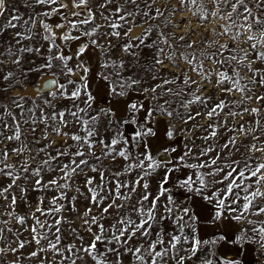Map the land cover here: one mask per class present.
<instances>
[{
  "label": "snow or ice",
  "instance_id": "1",
  "mask_svg": "<svg viewBox=\"0 0 264 264\" xmlns=\"http://www.w3.org/2000/svg\"><path fill=\"white\" fill-rule=\"evenodd\" d=\"M160 4L159 7L157 5ZM170 0H102L95 8L92 7V0H35V5L42 6L45 11L38 13L37 17H51L60 15L63 23L56 24L55 27L64 31L61 39L64 41L81 39L80 35H71V31L81 33L83 36L94 37L90 43H80L73 56H68L58 50L54 52L55 43L49 44L45 62L29 68L28 72H43L47 69L50 72L55 68L64 76L61 82L56 73H52L51 79L42 81L38 87L39 92H34L31 96H25L19 92L13 93L11 98V107L0 104V143L7 140L21 141L22 132L20 124L32 125L33 134L37 131V124H44V134L37 139L33 135L32 142L39 144L41 140H46L48 129L54 135H62L74 142L66 144V147L56 149V155L52 156L48 149L51 144L37 149L36 156L45 153L47 158L42 160L40 165L32 170V174L39 176L43 168L50 171H58L59 176L48 181L47 185L42 183L41 179L36 180V185L43 188L66 189L70 186L69 181L78 174L85 172L90 168L92 172L98 173L101 183L92 187L95 177L85 175V184L91 193V202L99 207L104 214L111 218L115 216L114 222L105 228L100 221L105 218L101 215L89 216L91 208L84 213V225L92 234L91 242L87 245L83 243V237H79L81 244L77 247L75 244L60 247L61 236L59 225L60 219L55 220V224H49L46 221L41 222L33 214L35 225L31 231L32 239L39 246L41 240H47V247H40L39 251H33L29 258L39 257L40 252H51L53 260L50 264H77V260L83 259L80 253L91 258L94 264H124V257H129V264H185L187 258L179 255L180 251H186L195 255L201 244V241L192 237L191 241L182 235L185 227H190L184 223V216H175L174 223L177 228L169 233L168 239L163 238V230L154 231V226L161 221L168 219L166 215L157 216L159 212V201L170 192L164 185L168 181L165 175L164 180L159 184L155 196L148 190L149 185L143 183V192L138 193L143 177L136 181L125 183L118 179L115 180L114 188L109 187L107 195H101L97 189H103L106 186L105 173L101 171L100 164L104 157L115 159L116 155L128 160L130 157L125 151H117L116 145L121 143L120 133L117 131L115 137L110 142L99 138V130L96 128L97 116H92L89 109L94 100L93 95L88 91L89 84L85 73L91 70L81 61L88 49L95 45L106 49L99 44L100 39L108 38L107 49L114 45L111 39L123 40L120 45L123 52L136 56L137 65H139L138 51L151 49L153 56L144 68L146 77L133 78L131 76L122 78L119 83L120 91H117V85L114 81L110 82L109 91L113 97L125 96L127 90L137 86H142V91L149 95L155 104L148 110L144 108L143 103H131L128 105L129 113L144 109L147 115L145 120L155 114L167 116L171 119H178L184 125L191 124V128H182V133L191 139V146L185 144V151L179 157L180 161L186 158L195 159L196 164H186L185 166L195 170L193 175L180 181L179 186L185 188L189 193L195 192L203 195L205 201L213 202L216 206V219L222 215V211L227 209L235 214L237 221H245L252 227V235L248 232H242L236 236L233 243L252 242L264 249V117L261 112L264 111V95H258L254 89L264 88V68H254L257 63L264 64V0H178V4L169 7ZM181 9L192 12L193 17L199 20L202 27L210 21L220 20L211 29L212 39L205 40L201 37L199 42H188L189 36L195 34V30L189 27L187 35L177 36L175 32L168 31L169 28H179L180 23L184 21H174L175 14ZM6 11L5 0H0V16ZM97 14L101 22L97 23ZM22 17L13 15L0 29V35L9 28L15 29L20 26ZM25 25L35 24L36 20L29 17L24 20ZM45 32H52V27L40 21ZM107 29V31H101ZM30 31V30H29ZM155 35V39L153 36ZM216 37H224L233 43H221ZM50 37L45 36L48 40ZM31 39V36L22 32H14L12 40L15 45L9 42L6 54L11 59L13 65H21L25 53L37 52L41 49L31 48L23 45V41ZM235 45V46H233ZM246 45L247 47H244ZM5 53H0V56ZM75 60L74 67L80 70L79 84L72 79L74 67L69 65L70 61ZM165 61L170 68L179 69L176 73L165 70ZM4 61L0 59V64ZM115 63V62H113ZM181 64L185 67H181ZM210 65V66H209ZM119 67H126L123 61ZM244 70L249 74V78L241 76L240 71ZM119 75V73H117ZM14 73L8 71L4 76L5 82L12 79ZM108 79V77H102ZM211 86V87H209ZM43 90L48 91V96H43ZM215 92V96L212 94ZM251 93V95H249ZM239 94V99H235ZM31 99L33 107L26 109L27 101ZM40 99L44 107H41L36 100ZM58 99H67L73 102L71 109L58 110L53 106V102ZM255 101L259 107H249L251 101ZM14 109L19 110L20 119H17ZM48 109L50 111H45ZM29 113V119H24L25 111ZM39 112V116L36 113ZM104 115L115 116V112L109 110ZM67 116L72 117L69 121ZM245 116L251 117V120H244ZM9 118L11 123H9ZM237 118L240 123H237ZM206 121L201 124L199 120ZM135 122V121H132ZM231 122V123H230ZM72 123L79 127L80 131L69 134L64 132L63 128ZM111 125V120L108 121ZM129 123L128 120L124 121ZM5 131L10 134L5 135ZM150 132V130H149ZM196 132L204 133L193 139ZM223 133V135H222ZM148 133L136 132L135 136ZM169 139L175 135V128L167 131ZM95 138V139H94ZM201 143L197 144L196 140ZM222 141V142H221ZM126 142V141H125ZM101 145V154H97L95 148ZM75 147V151H72ZM31 152L27 143L21 141L17 148H13L17 156L23 153ZM175 152L176 149H170ZM8 151H0V175H4L13 180V184L19 176L14 175L15 165L6 164ZM61 157H68V162L60 160ZM88 157H91L96 164L90 163ZM33 158L20 162V168L25 172L29 170ZM60 160L53 167V163ZM145 161L148 169L154 170L157 165L152 157L145 154L143 159L136 164H129L125 171L133 167L144 168ZM203 169L205 171H200ZM173 169H169L171 171ZM148 173L146 172L145 175ZM120 173H113L114 177H119ZM64 180L65 183H59ZM107 183H112L108 181ZM9 184L0 190V198H6V193L13 187ZM126 190V191H125ZM79 191V189H77ZM138 193V195H137ZM136 197L133 203V198ZM61 192L59 197H53L50 204L52 208L45 211L37 207L36 211L42 216L53 215L62 210V206L57 203L58 199H63ZM107 201V203H105ZM43 201H41L42 203ZM12 205L16 204L15 196L12 197ZM175 201L172 195L167 196L164 206L166 213H173V208L168 205H174ZM115 210L114 213L110 210ZM184 215H188V209H183ZM17 223L23 225L24 217L13 216ZM251 217H256L252 219ZM189 219L193 217L189 216ZM7 224V221H0ZM40 229H47V232H38ZM91 225H96L98 231L93 232ZM55 227V233L51 229ZM4 229L0 228V239H4L2 233ZM11 231V229H8ZM177 232L181 234H176ZM55 235L53 241L50 237ZM155 237V238H153ZM219 239H225L224 236ZM103 244L104 249L100 251L97 244ZM191 244L190 248L178 247L182 244ZM203 243H215L213 241H204ZM23 242L18 243V247L10 248L13 253L23 248ZM4 249L0 248V253ZM67 253V254H66ZM59 256L57 261L55 257ZM109 256L112 257L109 260ZM204 264H213L212 260L206 259ZM222 264H239L238 261H225Z\"/></svg>",
  "mask_w": 264,
  "mask_h": 264
},
{
  "label": "rangeland",
  "instance_id": "2",
  "mask_svg": "<svg viewBox=\"0 0 264 264\" xmlns=\"http://www.w3.org/2000/svg\"><path fill=\"white\" fill-rule=\"evenodd\" d=\"M67 2V0H66ZM102 0H92V7L95 8ZM164 0H161V4ZM207 3V0H205ZM6 11L0 16V29L3 25L10 19L13 15H20L22 20L19 22L20 26L7 31H4L0 35V53H5V55L0 56V59L4 61L0 64V104H5L11 107V98L13 93L19 92L25 96H31L28 93L27 88L29 86H36L40 83V80L44 77L52 76L55 72L57 77L61 82L64 81V76H62L58 69H53L51 72L47 69L43 72H28L27 76L24 73L29 68H35L36 66L43 64L45 62L44 57L47 55V49L49 44L55 43L56 50L68 55L73 56L76 49L80 46V43H90L91 39L87 36H83L81 33H77L74 30L70 32L71 35H80L81 39L79 41L71 40L64 41L61 39L64 31L68 29L61 30L56 28L55 25L63 23L60 15H53L51 17H37L38 13L45 11V8L35 5V0H5ZM178 4V0H170L169 7L171 5ZM160 4L157 5L159 7ZM32 17L36 20L35 24L25 25L24 20ZM43 20L45 23L52 27V32H45L41 26L40 21ZM179 28H169L168 31L175 32L177 36L187 35L189 27L195 30V34L189 36L188 42H199L201 37L205 40L212 39L211 29H213L217 24L222 23L220 20L210 21L205 23L202 27L198 19L193 17L192 12L181 11L175 14L173 22L181 21ZM97 23L101 22V18L97 14ZM30 30V31H29ZM101 31H107V29H102ZM14 32H22L26 35L31 36V39L24 40L22 43L24 46L31 48H39L41 51L39 53H25L23 55V62L21 65H13L11 59L6 54V49L9 42L15 45V41L12 40ZM50 37L45 40L44 37ZM155 39V35L153 36ZM221 43L232 44L233 42L224 37H216ZM113 48L107 49L109 43L108 38L100 39L99 44L104 46L97 47L95 45L88 49L85 56L81 57V61L85 63L91 70L89 73H85L87 77V83L89 84L88 91L93 95L94 100L92 102V107L89 109V113L92 116H97L96 128L99 130V138L109 141L116 136L117 131L120 133L121 143L116 145L117 151L123 150L129 155V159L125 160L123 157L116 155L115 159L111 157H104L102 163L100 164L101 171L105 173L106 186L101 190L97 189L101 195H107L108 188L115 186V180L118 179L125 183H130L136 181L139 177H143L141 181V186L138 189L139 192H143V183L149 185V191L155 196L158 191L159 184L164 180L165 175L168 176V181L164 185L166 189L170 192L165 193L159 201V212L157 216L166 215L169 218L161 221L159 224L154 226V231L163 230V238L168 239L169 233L176 230L177 224L174 223L175 216H184V223L190 227H185L182 235L187 237L191 241L192 237L195 236L196 239L201 241L198 251L195 255L186 251H180L179 255L190 257L187 258L185 264H204L206 259L212 260L213 264H222L225 261H238L239 264H264V249L260 247L258 243L253 240L252 242H241L233 243L236 236L240 235L242 232L247 231L248 235H252L250 229L251 225L245 221H237L235 219V214L230 213L227 209L221 210L222 215L219 219H216V206L213 202L205 201L203 195L197 194L195 192L189 193L185 188L179 186L180 181L186 179L188 176L193 175L195 170L186 167V164H196L198 161L191 158H186L185 161H180L179 157L183 154L185 149V144L191 146V139L187 137L186 134L182 133V128H191V124L184 125L178 119H171L167 116L160 114H155L151 118L145 120L144 117L147 113L144 109L139 111L129 113L128 105L131 103H143L144 108L151 110L155 101L151 99L149 95H146L142 91V86H137L133 89L127 90L125 96L113 97L110 93L109 85L110 82L114 81L117 85V91H120L119 83L122 82V78L133 77V78H144L146 77V72L144 70L146 64L151 61L153 56V51L151 49H143L138 51L139 55V65H137V57L129 55L123 52L120 45L123 40H117L115 37L111 39ZM235 46V45H233ZM244 47H247L244 45ZM123 61L126 65L123 69L119 67L120 62ZM115 62V63H113ZM168 62L165 61V70L171 73H176L179 69L170 68L167 66ZM70 66L75 65V60L69 62ZM210 66V65H209ZM181 67L185 65L181 64ZM254 68H264V64L257 63L253 65ZM12 71L14 76L9 81L5 82L3 76L8 72ZM74 73L72 79L77 81L79 84V73L80 70L74 67ZM119 73V75H117ZM241 76L246 79L249 78V74L241 70ZM102 77H108V79H102ZM211 87V86H209ZM254 91L258 95H264V88L257 87ZM215 96V92L212 93ZM251 95V93H249ZM43 96H48V91L43 92ZM239 94H236L235 99H239ZM41 107H44L40 99L36 100ZM261 103H264L262 101ZM73 102L67 99H58L53 102V106L58 110L71 109ZM33 107L32 100L29 99L26 103V109ZM249 107H259V105L253 100L250 102ZM115 112V116L104 115V113ZM2 111V109H0ZM17 119H20L19 110L14 109ZM45 111H50L45 109ZM39 116V112L36 113ZM261 117H264V111L261 112ZM24 119H29V113L27 110L24 114ZM66 119L72 120V117L67 116ZM244 120H251L253 118L245 116ZM111 120V125L108 121ZM128 120L129 123L125 124L124 121ZM135 121V122H132ZM204 120H199L198 123H205ZM237 123H240V119L237 118ZM9 123L11 119L9 118ZM231 123V122H230ZM32 125L29 123L25 125L20 124V129L22 132L21 141L27 143L31 148V152L25 151L23 155L17 156L12 152L13 148L20 146L21 141L9 142L4 140L0 143V151L7 150L9 155L5 161L6 164L15 165L13 170L14 175L19 176V179L13 180L7 176L0 175V190L7 187L9 184H13V187L5 194L6 198H0V221H7V224L0 223V228L4 229L2 235L4 239H0V248L4 249L3 253H0V264H50L53 260V255L51 252H40L39 257L29 258V254L33 251H39L40 247H47L48 241L41 240L38 246L36 242L32 239L33 233L31 231L32 227L35 225V220L33 219V214L43 222L49 224H55L56 219H60L61 223L60 236L61 244L60 247L64 248L66 245L75 244L77 247L81 244L79 237H83V243L85 245L89 244L92 239V234L87 230L84 225V213L87 209L91 208L89 216L101 215L105 216L100 222L104 224L105 228H108L115 219L113 215L111 218L108 214L102 213L101 209L91 202V193L85 184V175L90 177H95L94 184L92 187L101 183L98 173L92 172L90 168L85 169V172L76 174L71 181H69L70 186L66 189H54V188H39L36 185V180L41 179L44 185L48 184V181L57 178L59 176L58 171H50L48 168H43L39 176L33 175L32 170L38 167L42 160L46 159L45 153H40L36 156L37 149L44 147L46 144H51L48 151L52 156L56 155V149L66 147V144H73L74 142L60 135H54L51 133V128L48 129V136L46 140H41L39 144L32 142L33 135L37 139L44 134V124H37V131L33 134L31 131ZM175 128V135L172 139H169L167 131L171 128ZM150 130V132H149ZM64 132L69 134L80 131L79 127L69 123L68 127L63 128ZM136 132L148 133L141 135L139 138L135 136ZM10 134L5 131V135ZM202 132H196L193 134V139L198 136L203 135ZM223 135V133H222ZM95 139V138H94ZM126 141V142H125ZM222 142V141H221ZM196 143H201L200 140H196ZM175 148V152H171L170 149ZM101 145H97L95 148L96 153L101 154ZM72 151H75L73 147ZM147 154L152 157V160L159 165L154 170L148 169L147 164L150 161H145V167L138 168L133 167L128 171H125L129 164L139 163L143 159L144 155ZM29 170L25 172L20 168V162L26 159L33 158ZM68 157H61L60 160L67 163ZM90 163L96 164L97 161L88 157ZM60 160L53 163L55 167L56 163H60ZM0 167H4L0 164ZM169 169H173L168 171ZM200 171H205L200 169ZM148 173L145 175V173ZM113 173H120L119 177H114ZM111 181L112 183H107ZM59 183H65L64 180H60ZM79 189V191H77ZM126 191V190H125ZM61 192L64 194L63 199H58L57 203L62 206V210L59 213H54L53 215L42 216L36 211L39 206L45 211L52 208L53 205L50 201L53 197H59ZM137 193V195H138ZM172 195L175 201L174 205H168L173 208V213H166L164 211V206L168 195ZM15 196L16 204L13 206L11 201L12 197ZM136 197L133 198V203ZM41 201H43L41 203ZM107 203V201L105 202ZM183 209H188V215L185 216ZM114 209L110 212L114 213ZM13 213V216L24 217L25 223L23 225L17 223L12 216L8 213ZM191 216L193 219H189ZM256 219V217H251ZM259 219H264L260 217ZM38 232L44 233L48 230L40 229L38 225ZM92 231H98L96 225H91ZM11 229V231H8ZM56 229L53 227L51 229L52 233H55ZM176 234H181L177 232ZM224 236L225 239L221 240L219 237ZM53 241L55 240V235L50 237ZM155 238V237H153ZM215 243H203L204 241H213ZM23 242L24 247L18 249L17 252L13 253L9 249L18 247V243ZM178 247L190 248L191 244H182ZM97 248L103 251L104 245L98 243ZM67 254V253H66ZM83 259L77 260V264H94L90 257L85 255L83 252L80 253ZM57 261L60 257H55ZM112 257L109 256V260ZM65 264H69L65 261ZM124 264H129V257H124ZM169 264H173L172 261Z\"/></svg>",
  "mask_w": 264,
  "mask_h": 264
},
{
  "label": "water",
  "instance_id": "3",
  "mask_svg": "<svg viewBox=\"0 0 264 264\" xmlns=\"http://www.w3.org/2000/svg\"><path fill=\"white\" fill-rule=\"evenodd\" d=\"M51 78H53L52 76H48V77H44V78H42L41 80H40V83L42 82V81H44V80H46V79H51ZM39 83V84H40ZM38 84V85H39ZM38 85H36V86H29L28 88H27V91H28V93L29 94H33L34 92H39V91H41V89L38 87ZM47 90H43V92H46Z\"/></svg>",
  "mask_w": 264,
  "mask_h": 264
}]
</instances>
